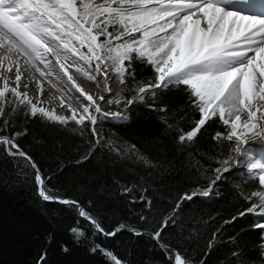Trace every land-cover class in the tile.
Listing matches in <instances>:
<instances>
[{
	"label": "snow or ice",
	"instance_id": "obj_1",
	"mask_svg": "<svg viewBox=\"0 0 264 264\" xmlns=\"http://www.w3.org/2000/svg\"><path fill=\"white\" fill-rule=\"evenodd\" d=\"M234 3L235 0H0V47L7 48L9 54L18 53L27 62L37 64V71L45 78L54 75L58 67L80 95L91 102L84 103L80 97L70 96L78 105L77 108H73L71 103L66 105L72 113L70 116L49 111L41 106L40 101L33 102L26 92L18 90L22 73L19 61H13L7 68L11 71L13 65L16 67L17 87H11L7 78L0 87V148L13 158L17 167L23 160L34 170L37 193L42 200L69 205L92 225L95 234L114 236L127 226L121 224L105 232L101 221L79 201L62 199L58 190L48 187L50 177L41 173L35 161L17 143L21 136L27 135V128L11 133L9 129L16 127L18 115L27 119L39 116L61 126L72 122L81 135L88 131L92 137L82 160L89 159L98 147H105L121 160L153 166L136 145L106 140L101 132L96 131L106 119L123 122L130 116L103 112L95 104L93 96L76 84L69 68L75 66L76 72L86 75L89 80L107 79L109 71L114 73L125 98L114 99L115 94L105 84L103 87L109 98L99 99L121 105L126 112L140 103L150 110L167 113V105L157 107V94L183 86L188 93V103L199 112L200 119L194 121L190 130H179L178 143L191 145L208 121L218 116L227 131L215 133L212 139L217 141L218 148H222L225 141L229 143L228 156H207L216 163L214 168H205L198 160L192 162L193 168L203 169L200 177L207 180V187L198 186L180 195L171 213L160 222L153 239L159 241L161 233L169 225H177L176 216L183 203L197 197L219 196V183L226 181L224 174L235 167L238 171L243 169L248 180H258V185L250 192L240 191L250 206L224 223L253 214L257 220L253 228L260 229L262 233L259 248L264 261V156L260 155L264 147L249 145V141L264 134V128L258 127L264 121V103H261L264 102V10L244 14L238 8L233 10ZM261 4L264 6V0ZM202 21L205 27H201ZM136 62L150 65L154 69L153 75L147 80H137ZM0 66H3L2 59ZM56 79L60 81L61 78L57 75ZM128 92L135 95L129 99ZM61 103L65 106L63 101ZM242 112L247 113V119L241 123ZM161 122L167 129L174 127L167 115L161 117ZM233 154L244 157L246 163L232 161ZM209 171L211 175L205 176ZM136 187L141 194L132 197L130 202H144L150 211L152 200L146 195L147 188ZM134 190L135 187L125 185L121 192L131 194ZM140 219L147 218L141 215ZM129 230L136 235L143 234L135 229ZM220 230L212 234L209 249L215 246ZM71 232L77 242L86 238L79 223ZM195 234L194 228L187 238L191 239ZM235 239L230 237L229 242ZM161 247L168 252L174 264H206L204 258L194 261L187 251L180 253L167 244ZM90 250L101 251L109 264H122L113 252L100 245ZM241 254L237 250L232 257ZM43 259L41 257V262Z\"/></svg>",
	"mask_w": 264,
	"mask_h": 264
},
{
	"label": "trees",
	"instance_id": "obj_2",
	"mask_svg": "<svg viewBox=\"0 0 264 264\" xmlns=\"http://www.w3.org/2000/svg\"><path fill=\"white\" fill-rule=\"evenodd\" d=\"M134 68L137 80H147L154 73L150 65L140 62ZM134 94L126 95L130 99ZM156 105H167L168 112L150 110L137 103L128 112L129 120L106 119L100 126L106 140L136 145L153 166L121 160L105 147H98L89 159L82 160L92 139L90 132L81 135L72 122L61 126L39 116L16 117V127L9 132L27 128V135L21 136L17 143L41 173L50 177L49 188L58 190L62 199L79 201L101 221L105 232L121 224L127 227L114 236L95 234L92 225L74 208L42 200L37 193L34 170L23 160L17 167L13 158L0 148V264H109L101 251L90 250L95 245L113 252L122 264H174L162 244L180 253L187 251L196 262L204 258L206 264H264L259 248L262 233L253 228L257 221L252 214L224 223L250 206L240 191L255 190L258 183L247 177H232L219 183V196L197 197L183 203L176 216L177 225H169L159 241L153 239L180 195L198 186L207 187V180L200 177L203 169L193 168L192 162L198 160L205 168H214L216 163L207 156L224 158L229 150L228 142L218 148L217 141L212 139L215 133L227 131L218 116L208 121L191 145L178 143L179 130H190L194 121L200 119L199 112L188 103L183 86L158 93ZM164 115L174 124L172 129L161 122ZM210 175V171L205 173ZM125 185L136 190L123 194L121 189ZM136 186L147 188L146 195L152 200L150 211L144 202H130L141 194ZM141 215L147 219L141 220ZM77 223L86 233V238L79 242L71 232ZM194 228L196 234L188 239ZM129 229L143 234L136 235ZM217 229L221 230L215 246L209 249L208 243ZM230 237H235V241L230 243ZM237 250L242 254L232 257Z\"/></svg>",
	"mask_w": 264,
	"mask_h": 264
},
{
	"label": "bare ground",
	"instance_id": "obj_3",
	"mask_svg": "<svg viewBox=\"0 0 264 264\" xmlns=\"http://www.w3.org/2000/svg\"><path fill=\"white\" fill-rule=\"evenodd\" d=\"M240 9L244 14H248L251 12H258L264 10V6L261 4V0H248V3H244V0H235L233 5V10ZM205 22H201V27H205ZM0 49L5 50L7 52V57L4 58L0 54V59H2L3 66H0V87L3 85V81L7 78V83L11 87H17V83L15 77L17 75L16 67L13 65L11 71L8 70L7 66L12 65L13 61H19V69L22 73V78L19 82V91L26 92L29 98H31L34 102L40 101L41 105L49 108L50 110H54L57 113L61 111H68L69 109L66 107L67 104L71 103L73 108H77L78 105L75 103L71 97H80L81 101L84 103L88 102L82 97L79 91L76 90L75 86L72 85L70 81H67V77L63 76L57 67L54 72L55 74L45 78L41 76L40 72L37 71V64L27 62L26 58L23 56H19L16 54H9L7 48L0 47ZM69 64L70 60L68 61ZM29 66L24 67V66ZM40 68H43V65H39ZM35 69V73L38 74L39 77H36L31 72L32 69ZM69 74L73 76V79L76 81L80 87L84 89L85 92L93 96V100H95V104L99 107L104 103V101L100 100L99 97H105V100L109 98V93L105 91L103 85H110L108 82H102L98 80L97 83H94V80H89L86 75L76 72L75 66L69 68ZM57 75L60 76V81H57ZM99 79V77H98ZM111 86V85H110ZM114 94V92H112ZM97 100V101H96ZM65 106H62V102ZM106 103V102H105ZM264 103V102H261ZM241 123L247 119V113L242 112L241 114ZM260 113H257L259 116ZM259 128H264V121L258 124ZM241 129H238L240 131ZM249 145H254L258 147H264V134L260 136H256L254 140L249 141ZM261 156H264V152L260 153ZM235 159L233 161H242V163H246L245 158L235 154ZM236 170V168H235ZM243 170V169H241Z\"/></svg>",
	"mask_w": 264,
	"mask_h": 264
},
{
	"label": "rangeland",
	"instance_id": "obj_4",
	"mask_svg": "<svg viewBox=\"0 0 264 264\" xmlns=\"http://www.w3.org/2000/svg\"><path fill=\"white\" fill-rule=\"evenodd\" d=\"M0 54L4 57V58H6L7 57V52L5 51V50H2V49H0ZM70 63H72V61L70 60ZM25 68L26 67H28L29 69H30V67L29 66H24ZM102 68H103V66H102ZM31 72L33 73V75H35L36 77H39L38 76V74H36L35 73V69L33 68L32 70H31ZM98 80H100V81H106V82H108L110 85H109V87L111 88V90H112V92H114V94H115V96L113 97L114 99L115 98H120V99H123L124 97H123V95H121V86H120V84H119V79L116 77V75L114 74V73H112L111 71H109V75H108V77H107V79H102V78H97L96 80H94V83H97L98 82ZM135 95V94H134ZM97 101V100H96ZM34 102V101H33ZM94 102H95V100H94ZM42 106V105H41ZM45 107V106H44ZM46 108V107H45ZM100 108H101V110L103 111V112H108V113H121V114H126V115H128V112H126V110L121 106V105H117L116 103H111V104H109V103H103L101 106H100ZM47 109V108H46ZM48 110L49 111H52V110H50L49 108H48ZM55 114H57V115H63V116H70L72 113H71V111L70 110H68V111H61L60 113H57L56 111H55ZM96 131L97 132H100V127H97V129H96ZM232 147H235V145L234 144H232ZM235 154H233L232 156H231V160L233 161L234 159H235ZM226 177H227V179H229V178H232V177H246V175L244 174V171L243 170H235V167L234 168H232L231 169V171L230 172H228V173H225L224 174ZM257 183H258V180H257ZM252 217H253V219L254 220H256V218H255V216L252 214ZM257 221V220H256Z\"/></svg>",
	"mask_w": 264,
	"mask_h": 264
}]
</instances>
